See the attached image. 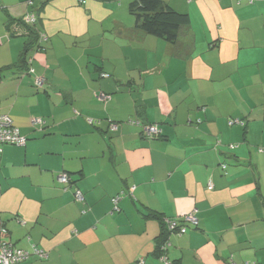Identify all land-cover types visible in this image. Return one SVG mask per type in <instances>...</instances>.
Returning <instances> with one entry per match:
<instances>
[{
    "label": "crops",
    "instance_id": "obj_1",
    "mask_svg": "<svg viewBox=\"0 0 264 264\" xmlns=\"http://www.w3.org/2000/svg\"><path fill=\"white\" fill-rule=\"evenodd\" d=\"M131 1L0 0V115L26 138L1 144L0 238L17 264H264V0H166L175 43Z\"/></svg>",
    "mask_w": 264,
    "mask_h": 264
},
{
    "label": "built area",
    "instance_id": "obj_2",
    "mask_svg": "<svg viewBox=\"0 0 264 264\" xmlns=\"http://www.w3.org/2000/svg\"><path fill=\"white\" fill-rule=\"evenodd\" d=\"M44 81H45L44 78L37 77L35 83L38 87H42L44 85ZM100 97L102 99H107L110 96L107 94L101 93ZM43 122L44 120L40 117H36L33 119L34 124L43 123ZM130 122L135 123V121H132V120ZM229 123L230 124L241 123V120L231 119ZM116 127H117V124H113V128H116ZM160 132H161V129L156 124L144 126V133L148 137L156 138ZM4 142L5 143H15L19 145L26 144V138L20 134L19 129L16 126H14L11 118L8 115H0V153L2 151L1 144ZM261 150L264 151V148H262ZM59 180L61 182H68L69 181L68 174L66 173L61 174L59 176ZM75 192H76V199L78 201L85 200V195L83 194L81 189L77 188ZM183 222L198 224V218L192 212L183 217ZM169 225H170L169 226L170 231H179L180 233H184L186 231V227L183 224L179 225V222L176 220L169 221ZM7 231H8L7 228L0 227V234L2 235L6 234ZM34 251L38 253L40 257L45 256L44 250L40 248L36 247ZM29 255H30L29 251H25L23 249L14 247L12 244L0 238V264H17L27 259Z\"/></svg>",
    "mask_w": 264,
    "mask_h": 264
},
{
    "label": "trees",
    "instance_id": "obj_3",
    "mask_svg": "<svg viewBox=\"0 0 264 264\" xmlns=\"http://www.w3.org/2000/svg\"><path fill=\"white\" fill-rule=\"evenodd\" d=\"M129 10L131 14L135 16L137 28L172 43L177 42L182 27L187 25L190 21L187 13L177 11L166 0H132L129 5ZM1 78L2 75L0 74V79ZM132 121H135V124L141 126L143 134H145V125H155L149 123L141 124L137 119H132ZM112 124H117V122H113L111 125ZM159 136H161V132L157 135V137ZM159 219H161V217H159ZM176 221L183 222V218L179 220L176 219ZM162 224L164 223L162 222ZM167 234V227L163 225L161 238L160 236L158 238V253H161V243L166 238Z\"/></svg>",
    "mask_w": 264,
    "mask_h": 264
}]
</instances>
